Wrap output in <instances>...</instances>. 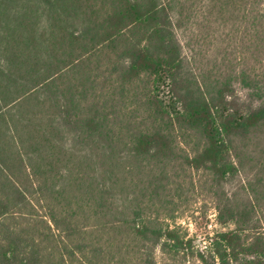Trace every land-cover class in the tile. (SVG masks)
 Returning a JSON list of instances; mask_svg holds the SVG:
<instances>
[{
  "label": "trees",
  "instance_id": "1",
  "mask_svg": "<svg viewBox=\"0 0 264 264\" xmlns=\"http://www.w3.org/2000/svg\"><path fill=\"white\" fill-rule=\"evenodd\" d=\"M0 264H264V0H0Z\"/></svg>",
  "mask_w": 264,
  "mask_h": 264
},
{
  "label": "rangeland",
  "instance_id": "2",
  "mask_svg": "<svg viewBox=\"0 0 264 264\" xmlns=\"http://www.w3.org/2000/svg\"><path fill=\"white\" fill-rule=\"evenodd\" d=\"M235 89L239 100L245 101L247 99L246 90L238 85H235ZM180 172L183 173V169H180ZM192 176L196 181L200 172H194ZM187 191L189 193L188 201L184 202V210L176 216V221L187 229L188 235L199 238L204 243L205 235L211 234L214 229L219 227L215 219L214 203L205 195L203 188L200 190L197 185Z\"/></svg>",
  "mask_w": 264,
  "mask_h": 264
}]
</instances>
